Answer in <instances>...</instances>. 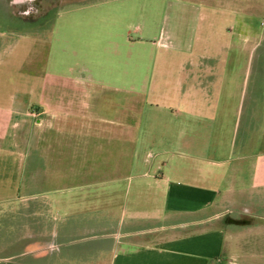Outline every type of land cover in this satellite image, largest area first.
Masks as SVG:
<instances>
[{"label": "crops", "instance_id": "obj_1", "mask_svg": "<svg viewBox=\"0 0 264 264\" xmlns=\"http://www.w3.org/2000/svg\"><path fill=\"white\" fill-rule=\"evenodd\" d=\"M12 1L0 0L1 16L40 18ZM187 1L178 14L194 34L175 46L188 53L186 73L165 94L175 141H102L129 135L138 108L87 80L66 90L50 75L39 108L0 106V264L264 263V74H244L238 141L197 132L231 103L214 82L262 48L249 21L264 0H203L205 10ZM10 127L21 133L6 141Z\"/></svg>", "mask_w": 264, "mask_h": 264}, {"label": "rangeland", "instance_id": "obj_2", "mask_svg": "<svg viewBox=\"0 0 264 264\" xmlns=\"http://www.w3.org/2000/svg\"><path fill=\"white\" fill-rule=\"evenodd\" d=\"M40 1V9L48 10L36 22H17L0 14V106L14 112L39 108L50 75L66 90L76 89V80H87L102 91L122 89L123 96H134L138 108L129 135L102 141H175V103L165 94L175 90L177 78L186 73L182 64L188 53L175 46L194 34L192 17H179L184 9L180 0ZM187 2L206 9L203 0ZM249 22L254 40L264 33V14ZM239 36L236 40L243 41ZM235 57L241 60L232 69L234 79L214 82L232 92L231 103L216 111L212 121H200L209 125L197 131L203 141L239 140V93L244 74H264V40L255 55L248 47ZM19 118L12 114V120ZM20 133L10 127L6 141Z\"/></svg>", "mask_w": 264, "mask_h": 264}, {"label": "flooded vegetation", "instance_id": "obj_3", "mask_svg": "<svg viewBox=\"0 0 264 264\" xmlns=\"http://www.w3.org/2000/svg\"><path fill=\"white\" fill-rule=\"evenodd\" d=\"M40 0H13L12 5L16 7V11L23 15L39 14V17L43 16L46 11L40 9Z\"/></svg>", "mask_w": 264, "mask_h": 264}, {"label": "trees", "instance_id": "obj_4", "mask_svg": "<svg viewBox=\"0 0 264 264\" xmlns=\"http://www.w3.org/2000/svg\"><path fill=\"white\" fill-rule=\"evenodd\" d=\"M238 223H240V224H251V223H252V221H250V220H245V219H242V220L238 221Z\"/></svg>", "mask_w": 264, "mask_h": 264}]
</instances>
